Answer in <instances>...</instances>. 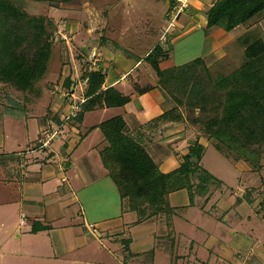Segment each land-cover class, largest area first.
Here are the masks:
<instances>
[{
	"label": "crops",
	"instance_id": "crops-1",
	"mask_svg": "<svg viewBox=\"0 0 264 264\" xmlns=\"http://www.w3.org/2000/svg\"><path fill=\"white\" fill-rule=\"evenodd\" d=\"M80 1L78 6L52 7L54 15L71 19L64 42L90 51L86 60L92 70L104 74L103 90L113 87L134 97L123 106L94 108L77 118L86 100L87 79L83 73L78 77L72 62L61 67L64 90L51 103V126L41 108L38 115L19 113L10 116L11 123L2 121L0 251L9 250L20 264H264V155L254 167L216 150L187 120L183 108L163 95L154 70L144 61L161 43L158 34L169 26L174 1ZM214 1L190 0L168 36L172 45L186 46L200 33V54L173 64L169 53L162 67L198 57L206 67H214L233 58L251 24L264 23L261 15L260 21L229 31L206 29L205 12ZM146 86L150 88L145 92L136 90ZM170 110L172 116L160 118ZM114 116L123 117L128 133L164 173L177 168L197 140L204 145L199 164L216 181L206 185L204 194L195 193L192 203L187 189L171 192L174 213L169 220L137 221L135 212L122 208L101 160L108 143L95 126ZM53 131L51 148L41 146ZM211 148L217 155L208 159ZM34 222L48 228L32 232Z\"/></svg>",
	"mask_w": 264,
	"mask_h": 264
},
{
	"label": "trees",
	"instance_id": "trees-1",
	"mask_svg": "<svg viewBox=\"0 0 264 264\" xmlns=\"http://www.w3.org/2000/svg\"><path fill=\"white\" fill-rule=\"evenodd\" d=\"M38 1L58 6L78 0ZM263 12L264 0H215L205 12L206 29L221 27L229 31ZM51 26L45 16H30L12 0H0V82L22 92L34 89L47 71ZM239 43L246 61L230 74L215 79L200 57L182 65L162 67L169 52L161 44H156L144 61L154 70L163 95L177 108L184 107L187 120L200 125L203 135L214 141L216 150L226 149L234 160L257 167L264 153V40L240 37ZM198 67L204 75L197 73ZM82 78L87 79V87L86 100L77 114L79 119L86 111L123 106L134 97L113 87L103 90L101 71H85ZM66 85L69 86L68 81ZM149 88L136 90L145 92ZM196 110L204 116L192 117ZM173 112L170 110L160 118L166 119ZM95 127L108 143L101 151V160L116 185L122 208L135 212L137 221L162 214L169 220L174 213L168 200L171 192L187 189L192 203L195 193L204 194L206 185L216 181L199 164L204 145L197 140L189 146L179 166L164 173L140 141L128 133L122 116L111 117ZM47 228L34 222L31 231Z\"/></svg>",
	"mask_w": 264,
	"mask_h": 264
},
{
	"label": "rangeland",
	"instance_id": "rangeland-1",
	"mask_svg": "<svg viewBox=\"0 0 264 264\" xmlns=\"http://www.w3.org/2000/svg\"><path fill=\"white\" fill-rule=\"evenodd\" d=\"M12 2L20 6L23 9V11H25L28 15L45 16L47 19H49L52 22V26L49 28L50 40L52 42V46H51V54L48 62L47 71L43 76V79H41L35 84L34 89L32 91H26V92L18 91L15 88L11 87L10 85L0 82V124L5 118L7 119V122L11 123L12 121H14V119L11 118L10 116H14L19 113H24L25 116H30L31 114L38 115L39 111L42 110L41 112H43V110L45 109V113H46L45 115L47 117L48 126H51L52 124L50 123V121L53 115V111L50 109L51 103L53 99L56 97V94L61 89L64 90L63 87L60 86L61 75H62L61 67L63 65H68V64L73 65L72 62H74V65H76L77 68L79 69L78 75L80 76L78 77L81 78L82 73H84L85 71H90L89 69L92 70L94 67L90 61L86 60L90 51L76 49L72 44L64 42L63 39H65L67 36L66 33L68 28V22H70L71 19H68L66 16L63 15H57V14L54 15V13H52L53 12L52 7L55 8L61 6L64 7V5L66 4L61 3L58 6H52L48 2L38 1V0H12ZM68 4H73L75 6H78L79 4L81 5V1L78 0L76 2L68 3ZM86 4H87L86 8H88V2ZM189 4L180 12L177 21L180 20V17L184 13V11L189 8ZM94 6L92 7L93 9ZM261 15H264V12ZM261 15H258L248 20L246 24H248V22H253L256 19L257 20L255 22L260 21V18L257 17ZM130 21H133V19H131ZM177 21H175L174 24H172V26L166 28L169 34L166 36V40L165 39L161 40L163 37L162 34H164L163 31L165 29H163L162 32L160 31L161 33L158 34L159 36L157 35L159 37L158 38L159 42L161 41L160 44H162V46L165 49H167V51L171 54L172 56L171 63L173 64H179L184 62V60H188L189 58H191V56H195V55L197 56L198 54H200L202 50V44L200 42V38H201L200 33H198V37H195L193 40L190 38V42H188L186 46L182 45L181 42L172 45L171 40L168 39V36L173 35L171 34L172 29L175 27ZM62 22L65 23L64 27L61 26ZM251 26L252 28L249 32H247L248 34L242 35L241 38L244 37V38H249L251 40L256 38H261L264 40V23L260 21L259 25L251 24ZM96 27L99 26L96 25ZM61 28L62 30L59 32V29ZM99 32L100 31L95 33H99ZM64 36L65 38H63ZM236 48L237 49L233 50L234 55L232 59L221 62L215 65L214 67H207L208 72L210 73L212 79H215L219 75L226 76L230 74L231 72L240 68L242 64L246 61L243 47L238 43V46L236 45ZM147 50L148 49H143L141 50V52H146ZM197 73H201L202 75H204V72L201 67L197 68ZM66 90H68V88ZM40 108L41 110H39ZM182 108L184 110V107ZM13 112L14 115H12ZM184 112L186 113L185 110ZM196 115H199L201 117L204 116V114H201L197 110L195 111V114L191 113L192 117H195ZM197 127L200 129L203 135V130H201L199 124L196 125V128ZM204 137L206 138V136ZM208 140L210 141V144H214V141L212 139H207L206 141ZM50 144L51 142H49L47 146L50 147ZM221 153L229 156H231L230 154H232L226 149H223ZM216 155H217L216 152L212 148L208 149L207 151L208 159H212V157L215 158ZM262 155H264V153H262L261 156ZM158 217L166 219L164 214L154 218L158 219ZM15 242L16 240L14 241L12 239L11 245L12 246L15 245ZM20 262H21L20 258L15 254L10 253L9 250L0 251V264H20Z\"/></svg>",
	"mask_w": 264,
	"mask_h": 264
},
{
	"label": "built area",
	"instance_id": "built-area-1",
	"mask_svg": "<svg viewBox=\"0 0 264 264\" xmlns=\"http://www.w3.org/2000/svg\"><path fill=\"white\" fill-rule=\"evenodd\" d=\"M175 1L173 6L170 7V9L168 10V19H169V26H172V24H174L175 21H177L178 15L180 14V12L190 3V0H173ZM61 26L64 27L65 23L62 22ZM62 30L59 29V32ZM164 34L161 40H166V36L168 35V31L167 29H165ZM68 118V117H67ZM55 130V129H54ZM56 132H52L47 134L46 139L42 142L41 146H46L47 144H49V142L53 139V137L55 136ZM25 220L24 215H22V222Z\"/></svg>",
	"mask_w": 264,
	"mask_h": 264
}]
</instances>
